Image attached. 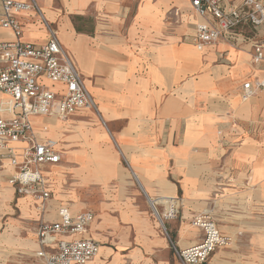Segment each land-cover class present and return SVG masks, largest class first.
Listing matches in <instances>:
<instances>
[{
	"label": "crops",
	"instance_id": "0c3cea01",
	"mask_svg": "<svg viewBox=\"0 0 264 264\" xmlns=\"http://www.w3.org/2000/svg\"><path fill=\"white\" fill-rule=\"evenodd\" d=\"M37 2L98 108V114L83 109L67 120L34 119L41 120L37 127L49 128L42 137L57 141L62 154L59 165L44 171L52 194L44 215L32 197L9 184L13 168L0 161L8 178L1 190L9 186L12 195L0 198L5 204L15 200L20 220L35 222L31 248L43 264L38 225L42 218L58 221L63 207L73 216L94 215L85 236L100 252L88 264H171L173 246L184 250L201 241L192 220L216 212L215 204L216 214L234 224L219 225L212 213L226 235L240 232L245 205L264 220V90L242 99L244 84L264 81V61H253L264 27L256 34L244 26L238 48L221 42L199 49L191 36L203 19L190 0ZM17 18L24 42L48 41L36 12ZM15 40L0 24V43ZM180 197L181 223L164 219L163 227L152 204L164 218ZM21 200L34 212L22 216ZM55 245L52 240L48 248Z\"/></svg>",
	"mask_w": 264,
	"mask_h": 264
},
{
	"label": "built area",
	"instance_id": "2783aa9c",
	"mask_svg": "<svg viewBox=\"0 0 264 264\" xmlns=\"http://www.w3.org/2000/svg\"><path fill=\"white\" fill-rule=\"evenodd\" d=\"M190 2L195 14L203 19L191 36V42L199 49L221 42L238 48L244 26H250L256 34L264 27V0ZM1 4L0 24L11 30L16 40L0 43V161L7 160L13 168L9 184L19 195L32 197L36 209L44 215L52 198L44 171L49 166L59 165L62 154L57 141L42 137L49 128L37 127L34 119L67 120L79 110L98 113V108L55 29L45 20L37 0H1ZM25 11L36 12L46 25L49 38L45 44L22 40L23 30L17 16ZM253 61H264V42L254 44ZM262 90L264 81L246 83L242 99L248 100ZM171 206V212L162 218L152 204L160 222L177 218V204ZM58 216L59 220L52 223L42 218L37 228L39 255L44 264H88L100 251L99 244L85 236L94 215L73 216L63 207ZM192 225L202 231V238L198 244L184 250L173 246L181 264H205L217 250L232 241L219 229L211 212L195 216ZM56 236L63 238L54 239ZM52 240L56 245L49 249Z\"/></svg>",
	"mask_w": 264,
	"mask_h": 264
},
{
	"label": "rangeland",
	"instance_id": "374dc122",
	"mask_svg": "<svg viewBox=\"0 0 264 264\" xmlns=\"http://www.w3.org/2000/svg\"><path fill=\"white\" fill-rule=\"evenodd\" d=\"M97 113V112H96ZM98 114V113H97ZM37 125L41 124V120H35ZM0 175L2 179L0 180V195L4 199L11 200V196L8 194L7 185L8 178L4 172L3 167L0 164ZM217 193L219 194L221 186L219 184ZM11 192V190H9ZM20 205L22 216H27L28 212H34L32 208L29 207L28 202H24ZM178 214L175 218L176 224L181 223V214L184 209L182 198L177 200ZM235 204V203H233ZM16 201L7 202L6 204L0 198V219L2 224L0 225V264H43V262L34 255V249L31 247H36V236H35V222L28 220H20L21 215L16 207ZM235 206V205H232ZM220 208V207H219ZM213 209L217 212L218 205L215 204ZM245 209V210H244ZM235 211L234 209H232ZM212 212L214 217L217 219L219 225L234 226V224L225 218V214L219 211V214ZM155 214V212H153ZM244 219L241 221L240 232H235L234 235L227 234L232 239L230 244L217 250L215 254L211 256L207 264H264V233L260 234H248L246 230H264L260 227L264 226V220L257 218V213L252 210L243 208ZM18 220L21 221L19 224ZM166 225V221H164ZM251 223L256 224L252 226H257V229L251 228ZM189 225L191 226V221L189 220ZM192 227V226H191ZM177 229L174 231H169V235L172 239V235H177ZM198 234L197 240L200 238ZM33 239V240H30ZM177 246V244H175ZM29 246V247H27ZM254 247V250L253 248ZM252 248V250H251ZM254 257V258H252ZM171 264H181L179 259L176 257L174 250L171 254Z\"/></svg>",
	"mask_w": 264,
	"mask_h": 264
},
{
	"label": "bare ground",
	"instance_id": "6f19581e",
	"mask_svg": "<svg viewBox=\"0 0 264 264\" xmlns=\"http://www.w3.org/2000/svg\"><path fill=\"white\" fill-rule=\"evenodd\" d=\"M249 100V99H248ZM172 204H176V203H170L169 205H168V208H167V214L166 215H168L169 214V212H171V208H172ZM207 212H211L212 210L211 209H209V210H206ZM232 239H235L234 237L232 238ZM100 252V251H99ZM99 254V253H98ZM97 257V256H96Z\"/></svg>",
	"mask_w": 264,
	"mask_h": 264
},
{
	"label": "water",
	"instance_id": "95a60500",
	"mask_svg": "<svg viewBox=\"0 0 264 264\" xmlns=\"http://www.w3.org/2000/svg\"><path fill=\"white\" fill-rule=\"evenodd\" d=\"M161 224L163 225V227H164V223L163 222H161Z\"/></svg>",
	"mask_w": 264,
	"mask_h": 264
}]
</instances>
